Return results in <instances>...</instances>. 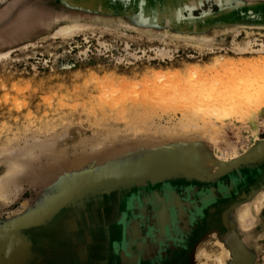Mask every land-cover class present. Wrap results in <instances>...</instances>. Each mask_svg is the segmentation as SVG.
I'll list each match as a JSON object with an SVG mask.
<instances>
[{"label": "rangeland", "instance_id": "obj_1", "mask_svg": "<svg viewBox=\"0 0 264 264\" xmlns=\"http://www.w3.org/2000/svg\"><path fill=\"white\" fill-rule=\"evenodd\" d=\"M156 1L103 0L99 6L95 0H0V55L7 54L0 60V180L5 179V189L0 194V264H77L71 241L84 244L85 229H90L102 201L113 197L104 225L107 217L113 216L114 224L126 223L128 213L118 209V202L122 201L121 212L128 208L132 228L139 227L135 207H140L141 195L151 187L154 178L165 177V182L152 185L155 210L163 197L173 199L168 183L181 190L182 183L202 189L222 181L227 184L229 175L253 169H259V178L264 180V155L251 157L255 142L264 140V100L242 104L246 105L242 108H238V102L229 104L225 118L218 121L216 117L209 122L211 129H193L199 134L191 127L181 126L184 116L191 111L188 102L196 98L198 90L203 88L205 94L213 93L216 98L225 89L234 92L239 86L229 84L231 77L245 81L253 68L264 65V54H213L192 44L208 41L206 37L214 36L217 26L243 22L239 16L220 18L231 8H239L237 12L241 13L257 6L260 11L264 0H194L187 9L179 4L183 0H170L174 12L154 14L149 8ZM108 2L112 6L121 2L135 7L131 8L135 12L130 18L118 15L117 19L133 23L145 32H131L90 19H59L49 14L54 10L64 15L111 16L106 13V9H112ZM178 6L185 12L177 11ZM196 9L204 11L195 15ZM149 17L171 22L151 23ZM250 25L238 34L236 42L251 38L257 44L264 43V20L257 22V26ZM63 26L80 28L69 37L53 36ZM162 27L177 33L171 37L149 33ZM246 30L254 31V36ZM192 37H200L201 41ZM213 42H206L205 46L218 45ZM256 45L255 50L259 48ZM197 70L201 72L196 73ZM262 78L264 71L249 83ZM193 81L198 82L197 92ZM259 92L252 90L250 95L264 98V92ZM127 112H137L136 118ZM186 133H193L187 137L201 142L210 153L216 151L223 158L237 156L229 164L230 169L207 179L198 156L186 153L189 140L182 135ZM214 139L217 145L213 146L210 140ZM182 173L197 177L188 181ZM247 178L250 180V176ZM249 180L239 190L232 183V190L241 197L223 205L217 216L218 228L201 226L192 235L188 250L181 247L184 242L180 240L177 245L181 246H174L175 250L166 241H150V250L157 244V248L166 251L160 262L154 261L232 264L231 249L235 247L246 253V264H264V182L243 194L245 187L255 183L254 177ZM141 182L147 187L138 190ZM212 198L210 195L203 199V205L212 203ZM247 208L252 218L241 222V213ZM145 209L152 212L151 207ZM120 214L126 215L122 223L115 220ZM180 221L183 226L176 229L186 231L187 224ZM151 226H155L152 218L144 224V231ZM92 230L94 242L103 237L102 229ZM137 232L135 229L133 235ZM120 236V228L112 225L111 242L119 241ZM239 251L236 256L241 255L244 264ZM113 256L118 264V257Z\"/></svg>", "mask_w": 264, "mask_h": 264}, {"label": "bare ground", "instance_id": "obj_2", "mask_svg": "<svg viewBox=\"0 0 264 264\" xmlns=\"http://www.w3.org/2000/svg\"><path fill=\"white\" fill-rule=\"evenodd\" d=\"M22 1L23 0H21V2ZM193 1L194 0H183V2H180L179 4L185 6L184 9H187V6L189 4H191V2H193ZM95 2L98 3L99 6H100V3L99 2H103V0H99V1H96L95 0ZM53 5L56 6V7L58 6L57 4H53ZM110 6L112 7V9H109V10L106 9V13H110V14H113V15H111V16H104V17L103 16H98V17L89 16V17H92V18H89V17H87V15L84 16L83 14H79V13L78 14L77 13H69L68 15L67 14L64 15L65 13H55L54 10L49 11V12H51L49 14H51L53 16H56L57 18L64 17V18L83 19V20L93 19L94 21H99L101 23L110 24V25L119 27L121 29H124L125 28L126 30H130L131 32H133V31L134 32H141V33H144L145 32V29L140 28V27H137L133 23H126L127 21L124 20V19H122L123 22H124V23H122L121 21H119L117 19L118 18L117 17L118 15H122V17H124V18H128V17L130 18V16H132L134 14L133 12H135L131 8L136 9L135 7H127L124 4H122L121 2H117L115 4V6H112L110 4ZM134 6H136V5H134ZM128 8H130V9L127 11ZM178 8L179 9H177V11H179V10L181 11L182 10V6L181 7L178 6ZM149 10L151 12H154V14H167L168 12L172 11L171 2H170V0H157L156 3H155V5H153L152 8H149ZM152 10H154V11H152ZM139 11H144V9H142V10L139 9L137 12H139ZM146 11H148V10H146ZM202 11H204V10H201V13H202ZM237 11L240 12L239 8L238 9H236L235 7L234 8H231V11L225 12V14L223 16L220 15V18H224V19L225 18H229V19H232V18H236L237 16H239L238 18H241V20H244L243 22L238 23V25H234L235 24L234 23V24L227 25V26L226 25L217 26L218 28L216 27L215 29H213V30H215V32L217 31V33L214 36H212V37H206V40H208V41L204 40L206 42H212V41H214L213 43L216 42L218 44L217 46H215V47H213V46L206 47L205 46V43L206 42H204L202 44L200 43L201 45H198V44L196 45V44H192V43H190V44H192L193 47H195V48L199 47L198 49H200V50H208V51H211L213 54L214 53L215 54H219V53H225V54L232 53L234 55H241V54H245V53H249V52H255V53H258V54H264V43L257 44V42L255 40H252L251 38L246 39L243 43H237L236 42V40H237L236 37H238V34H240L243 29L245 30L247 28L252 27L250 24H253V23L256 24V26H257V22H260L261 20H264V8L263 9H260V11H259V10H257V6H253L251 8H247L245 11H242L241 13H238ZM172 12H174V11H172ZM183 12H185V11H183ZM44 13H46V12H44ZM10 16L8 14V18ZM148 20H149V22L156 23V24L158 22H161V21H163V22L168 21V20H165V19H161L159 17H156V18L155 17H149ZM14 21L12 23H14ZM168 22H171V21H168ZM211 22H214V21L212 20ZM231 22H233V21H231ZM234 22H236V21H234ZM198 27H200V26L198 25ZM4 28L7 30L6 27H4ZM78 28H80V27H77V26H63V27L58 28L54 32L53 36H60L62 38L63 37H69V36L72 35L73 32H76V31L78 32L79 31ZM202 29H203V27H202ZM148 30L152 31L151 29H148ZM172 31L173 30H168V28L162 27L161 29H156L155 31H152V32H149V33L150 34H153L154 36H165V37L166 36H169V37H171V35H174V34L177 33V32L174 33V31L173 32ZM246 32L247 33H253L252 37L254 36V33H255L254 31L252 32V31H249V30H246ZM256 32H258V31H256ZM20 33H21V30H20ZM172 33H174V34H172ZM175 36H177V35H175ZM193 38L195 40H197V41L198 40L201 41L199 39L200 37H192V39ZM221 38H224V39H221ZM227 39H228V41H227ZM213 43H211V44H213ZM255 45L259 47L258 49L256 48L257 50L254 49ZM162 53H161V55H162ZM164 54H165V52H164ZM5 57H7V54L6 53L1 54L0 55V60L3 59V58H5ZM263 71H264V65H259L256 70H254V68H253V73L252 74L250 73L251 75H249V74L247 75L246 74L247 75V78H246V75H243V76H245L246 79L242 76L243 79H245V81L244 80H241V81L239 80L240 82H238V79L240 77H238V76L237 77L236 76L231 77V80L229 81V84H231L232 87H235L234 84H237V86H239L238 87L239 89L234 90V92L225 89L223 93H221L220 95L218 94L219 96L217 98H216L217 95H215L213 93H206L205 94L203 88L202 89L200 88L203 91L198 90L199 91V93H198L197 92V89L195 87H196V84L198 86V82H196V81H199V79H197L196 81H193V82H195V84L193 86L196 89L195 92H197V94H196L197 96H196V98L194 97V98H191V100H189L188 104L191 105L190 106L191 111L187 115L184 116V120L181 122V126H183V128L184 127H191L190 129H192V130L193 129H196V128L198 129L199 126H202L203 128L208 127V128L211 129V126L212 125L211 124L209 125V122L212 119H214V118L215 119L219 118V119H217L218 121H221L222 120L221 117L225 118L227 116V114H228V112H227L226 109L229 106V104H233V103H237L238 102V105H237L238 108H242V107H245L246 106V105H242V104H254V103H258V102H261L262 100H264V98H260L261 95H256V94L254 96H251L250 95V92L252 90L260 91L259 93H263L264 92V78H262L260 81L256 80V81H254L252 83H249V82H251L253 80V78H255V76L262 75L263 74ZM200 72H201V70H197L196 71V73H200ZM252 75H255V76L252 78V80L249 81V78L252 77ZM247 79H248V82L246 81ZM186 82L187 83H190L191 81H189V82L186 81ZM200 82H201V80H200ZM241 83H243V88H240V87H242V84ZM191 84H192V82H191ZM208 84H209V82H208ZM201 85H202V83H201ZM199 86H200V84H199ZM197 88H199V87H197ZM218 92H222V91H218ZM102 93H104V92H102ZM101 97H103V96H100V98ZM188 97H189V95H188ZM188 97H186V98H188ZM105 99H107V96H106ZM112 99H113V97H112ZM113 101H115V100L113 99ZM187 101H188V99H187ZM83 102H81V103H83ZM125 102L126 101L124 100V103ZM48 103H49V101H48ZM101 105L103 106V104H101ZM106 105L108 106V104H106ZM111 105H113V103ZM123 105H125V104H123ZM93 107L96 108V106H93ZM102 108L103 107H101L100 109H102ZM120 108H121V106L118 109H120ZM143 110H144V108H143ZM101 111L102 110H100L99 112H101ZM137 112H133V113L127 112V113H130L129 116L131 115V117H133V119H134V118H136L137 114H140V112H138V113ZM135 113H137V114H135ZM127 115L128 114H126V117H129ZM213 116H215V117H213ZM229 116H231V115H229ZM139 117H138V119H140ZM193 131H195V132L198 133L197 130H193ZM174 133H176V132H174ZM190 134H193V133L182 134V135H184L183 137L185 139L189 140L186 143L187 144L186 145V147H187L186 153H188V154H195V155L198 156L199 160L201 161L199 165L202 168V171L206 175V178L207 179L208 178H211L212 179V178L216 177L218 174L220 175L222 172L226 171L229 168V166H230L229 164H231V163L233 164V160L237 156H229V157L223 158L222 156L216 155V151H214L213 153L212 152L210 153L207 150V147H205V145L201 144V142L193 141L194 139L188 138L187 136L190 135ZM203 140H205V139H203ZM213 141L215 142V139L214 140H210L211 145H213V144L217 145V141L215 143ZM256 142L254 144V148H255L254 154L251 156L253 159H254V157H259V156H263L264 155V140H258ZM215 147H217V146H215ZM215 156H216V159H215ZM226 158H228V159H226ZM226 160H229V161H226ZM2 180H5V179L2 178ZM2 180H0V194L3 193L4 192V189H5V186L3 185V182L4 181H2ZM231 189H232V184H231ZM171 191H172V189H171ZM155 192H156V194L159 197V192L157 193L156 190H155ZM263 197H264V194H263ZM163 199H164V197H163ZM129 201H130L129 203H131V199L130 198H129ZM161 205H162V203H161ZM130 207H131V205H130ZM109 216H111V215H109ZM161 216H159V217H161ZM125 217H126V215H121L120 214L119 216L116 217L115 220L117 222H121L122 223L124 221ZM112 218L114 219V216L113 217H110L109 219L107 217L108 222L106 224L108 226H110L111 224L114 223V220ZM251 218H252V213H251L250 208L245 209L241 213V216H240L241 222L242 221H245L246 219H251ZM123 225H125V222H124ZM160 229H161V234L163 235V233L165 232V229H166V222H165V217L164 216L160 218ZM108 242L109 241L101 242L99 245H97L95 247L96 249H94V253H93V262L94 263H96V264H101V263L102 264L103 263L106 264L107 263L106 260H107V254H108L107 253L108 252L107 247H108V244H109ZM98 246H100V247H98ZM113 247H114L115 252L118 253V255L120 256L121 261H122V264H140V255H141V249H142V246L140 244H133V243H130L129 244V243H126V241H123V243H121V244H118V243L117 244H114ZM234 254L235 255L233 256V258H234L233 264H235V263L236 264H241V260H242V258L240 257L241 255L236 256V251H234ZM244 260H245V257L243 256V262H244ZM218 261H220V260H218Z\"/></svg>", "mask_w": 264, "mask_h": 264}, {"label": "flooded vegetation", "instance_id": "obj_3", "mask_svg": "<svg viewBox=\"0 0 264 264\" xmlns=\"http://www.w3.org/2000/svg\"><path fill=\"white\" fill-rule=\"evenodd\" d=\"M259 174H261V171L259 169L249 170L247 171V173L244 174L238 171L229 175L227 184H225L222 181V182H218L215 186H206V188L204 187L205 189L204 188L200 189L199 187H196L194 184L185 185L184 183H182L180 186H184V188H182L181 190L180 188H178V185H173L171 183H168L171 187L170 189H172L173 199L170 200V198L165 197V199H163V202H161L162 207L158 204L159 206L156 209L158 212H156L154 207V204H156L157 202L154 196L153 188L151 186L147 188L146 191L141 195L140 207H135L136 209H138V213L137 215H135V219L140 224L139 227L134 225L135 227L132 228V225L129 222L130 213L129 211H127L128 209H126L125 212H121L120 204L122 203V201L118 202V209L120 213L127 212L128 216L125 225L113 223V225L119 227L121 231L120 240L113 243L111 242L112 226L103 224V222L106 220L107 212L110 209L109 207L113 202V197L109 199H105L102 201V204L100 206L101 209L96 211L95 213L96 216L94 218L93 224H91L90 226V229H85L84 244L82 245L80 244V242H76L74 244L71 241L72 244L71 252L73 253L75 258L77 257L78 260L77 264H94L93 262L94 248L101 242L109 241L106 264H115V261L112 258L114 257L113 255L118 257L117 258L119 261L118 264H122L121 258L119 257L118 253L115 252L113 245L115 243L121 244L123 243V241H126L127 243H135V244H140L142 246V251L140 255V264H157L156 263L157 260L154 261V259H158V262H160L161 257L164 256V253H166V251H164L162 248H157V244L152 246V249L150 250L148 248V244L150 241L155 243L156 242L158 243L159 241L161 242L166 241L169 246L171 245L170 248L176 246L177 249L178 246H181V245H177L178 244L177 242H179L180 240L184 242L181 247L185 250H188V244L190 239L192 238V235H194V233H196L197 231L201 230V226H203L204 228L207 227L218 228L219 222H217V216L221 211V209L223 208V205L230 201L231 202L236 201L241 197L236 195L235 192L231 189V184L233 183V185L237 187V189L239 190L242 187V185L243 184L245 185L246 182L249 180V178L247 177L250 176V180H253L254 177L255 183L243 189V194L248 193L249 190H253L254 188H257L258 185L264 182L262 178L261 179L259 178ZM251 176L253 177L251 178ZM227 192H229V195H225L227 194ZM137 193L138 190L134 194ZM149 194L151 195V197L148 198L145 197V195H149ZM210 195H213L212 198L213 202L209 203L208 206H204L202 200ZM125 198L126 197H124V200ZM119 200L120 197L118 201ZM124 202H126V200ZM147 207L152 208L151 213L148 212V209H145ZM172 215H174V217ZM159 216L165 217L168 234H167V229H165L166 234L161 235L159 229L161 217ZM151 218L155 220V226L148 227L147 232H145L143 226ZM180 220H182L184 223L187 224L186 231L182 232L180 230L181 227L183 226L182 224H180L181 223ZM176 227H180V229H176ZM96 228L102 229L103 237L98 241L94 242L92 229H96ZM135 229H137L138 231L137 235H133ZM174 235L179 237L178 238L174 237ZM170 248L168 249V251H171ZM165 263L166 262H163L162 264Z\"/></svg>", "mask_w": 264, "mask_h": 264}, {"label": "water", "instance_id": "obj_4", "mask_svg": "<svg viewBox=\"0 0 264 264\" xmlns=\"http://www.w3.org/2000/svg\"><path fill=\"white\" fill-rule=\"evenodd\" d=\"M207 4V3H206ZM58 5V4H57ZM193 13H195V15H198V14H200L201 13V10L200 9H196V10H194L193 11ZM196 17V16H195ZM61 18H64V17H61ZM61 18H59V19H61ZM90 20H93V19H90ZM236 169V168H235ZM183 174V176H185V177H187L186 178V180H188V181H190L189 179L190 178H192V177H197V176H194V174L193 175H191V174H186L185 175V173H182ZM184 177V178H185ZM203 179V178H202ZM159 181H163V182H165V177L163 176V177H160V178H154V179H152L151 181H150V183H151V186L154 184V183H156V182H159ZM138 189H139V187H147V185H146V183H144V182H141V183H139L138 184ZM128 187H124V189H127ZM128 190V189H127ZM113 224H111L110 226H112ZM238 249H240L241 250V252L238 250ZM234 251H239L240 253H242L243 254V256L245 257V260H244V264H246V253L243 251V249L242 248H232L231 249V252H232V256H234L235 254H234ZM120 257V256H119ZM233 264V263H232Z\"/></svg>", "mask_w": 264, "mask_h": 264}, {"label": "crops", "instance_id": "obj_5", "mask_svg": "<svg viewBox=\"0 0 264 264\" xmlns=\"http://www.w3.org/2000/svg\"><path fill=\"white\" fill-rule=\"evenodd\" d=\"M166 229H167V225H166ZM141 251H142V249H141Z\"/></svg>", "mask_w": 264, "mask_h": 264}]
</instances>
